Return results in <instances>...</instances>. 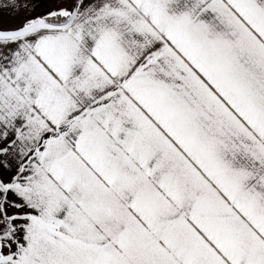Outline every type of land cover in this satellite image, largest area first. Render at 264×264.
<instances>
[{"label":"snow or ice","instance_id":"obj_1","mask_svg":"<svg viewBox=\"0 0 264 264\" xmlns=\"http://www.w3.org/2000/svg\"><path fill=\"white\" fill-rule=\"evenodd\" d=\"M0 264H264V0H0Z\"/></svg>","mask_w":264,"mask_h":264},{"label":"crops","instance_id":"obj_2","mask_svg":"<svg viewBox=\"0 0 264 264\" xmlns=\"http://www.w3.org/2000/svg\"><path fill=\"white\" fill-rule=\"evenodd\" d=\"M8 19H10V20H11L12 18H10V17H9Z\"/></svg>","mask_w":264,"mask_h":264}]
</instances>
